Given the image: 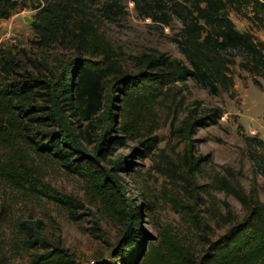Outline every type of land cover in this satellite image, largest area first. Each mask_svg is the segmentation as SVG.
Listing matches in <instances>:
<instances>
[{
  "label": "rangeland",
  "instance_id": "rangeland-1",
  "mask_svg": "<svg viewBox=\"0 0 264 264\" xmlns=\"http://www.w3.org/2000/svg\"><path fill=\"white\" fill-rule=\"evenodd\" d=\"M17 1L20 8L9 19L0 20V53L14 58L18 73L28 71L35 78L54 83L65 66L79 55L56 46L37 49L32 24L43 0ZM123 13L113 22L104 18L99 5L87 13L112 47L114 75L147 72L143 65L145 57L159 54L184 61L178 47L182 35L178 21L172 20L168 25L154 23L136 13L128 0L123 2ZM229 17L237 31H250L249 24L238 13L230 11ZM251 31L264 42L263 31ZM28 59L35 61L36 67ZM238 63L236 58L230 66L232 92L210 95L189 80L172 85L148 107H138L137 133L127 138L125 146H114L106 160L95 156L104 147H99L103 122L90 129L86 161L98 176L102 179L112 176L109 161L119 155L126 157V168L122 166L117 174L116 191L127 206L131 200L140 206L139 243L144 251L151 245L171 242L188 250L193 264H203L210 244L228 229L221 220L227 207L238 219L245 215L234 198L217 189V178L232 181L246 193L255 183L258 198L264 203V176L254 167L245 142V138L255 137L264 143V81L260 80L263 90L255 88ZM113 81L110 78L108 83L111 85ZM116 93L111 89V94ZM110 98L105 107L115 115L113 127L117 128L120 104L113 105ZM213 109L222 114L216 125L199 127L194 123L192 129L185 126L186 120L192 123ZM110 132L111 136H120L115 130ZM145 141L156 144L146 158L139 153L144 149L140 144ZM187 147L192 160H198L199 170L193 175L187 173L189 168L182 158ZM7 172L27 177L38 191L46 187L72 200L77 208H67L30 189L16 188L3 177ZM179 205L189 207V215L198 225L191 223ZM37 223L48 247L31 244L32 233L26 228ZM125 235L126 225L105 212L85 179L50 159L39 158L18 142L0 145V264H42L38 257L54 249L65 252L70 264H110L116 260L119 263Z\"/></svg>",
  "mask_w": 264,
  "mask_h": 264
},
{
  "label": "trees",
  "instance_id": "trees-1",
  "mask_svg": "<svg viewBox=\"0 0 264 264\" xmlns=\"http://www.w3.org/2000/svg\"><path fill=\"white\" fill-rule=\"evenodd\" d=\"M124 1L43 0L32 24L35 47L56 46L75 52L79 58L66 65L59 79L51 83L35 78L28 71L18 73L14 58L0 53V145L18 142L39 158L50 159L85 179L105 212L126 225L120 261L110 264H193L192 254L171 242L151 245L144 251L139 243L140 206L134 205L132 200L127 206L116 191L119 188L117 174L126 168V157L119 155L109 161L114 173L102 179L86 161L85 146L91 144L90 129L97 127V122H103L99 147H104L99 148L95 156L106 160L114 146H125L127 138L137 133L138 107L153 104L177 83L191 80L210 95L232 92L234 81L230 66L235 64L236 58H239L238 67L250 76L253 86L263 90L260 80L264 81V42L251 30L264 32V0H128L136 13L154 23L168 25L172 20L180 23L182 35L178 47L184 61L165 54L145 57L143 65L147 72L119 77L114 75L112 47L87 13L99 5L104 18L113 22L124 14ZM19 8L17 0H0V20L9 19ZM230 11L246 20L250 31H237L229 17ZM28 62L36 67L35 61L28 59ZM110 78L114 80L111 85ZM111 89L117 93L111 94ZM109 97L113 105L114 102L120 104L117 128L113 127L115 115L105 107ZM221 115L213 109L194 122L186 120L184 124L188 129H192L194 123L199 127L216 125ZM114 130L120 136H111L110 131ZM245 142L254 167L264 176V143L255 137H247ZM140 146L144 149L139 153L146 158L156 144L145 141ZM182 158L189 168L188 174L199 170L198 160H192L189 147ZM3 177L18 189H30L67 208H77L72 200L46 187L36 190L21 174L7 172ZM215 182L218 190L241 205L245 215L238 219L227 207L221 220L228 229L210 244L202 258L203 264H264V203L258 198L255 183L246 193L226 178H217ZM179 207L186 211L192 224L198 225L189 215L188 206ZM70 214L74 216L73 211ZM39 225L26 228L32 233L31 244L48 247ZM38 259L42 264H70L61 249H54Z\"/></svg>",
  "mask_w": 264,
  "mask_h": 264
},
{
  "label": "water",
  "instance_id": "water-1",
  "mask_svg": "<svg viewBox=\"0 0 264 264\" xmlns=\"http://www.w3.org/2000/svg\"><path fill=\"white\" fill-rule=\"evenodd\" d=\"M29 24H31V21H29L28 19L26 20Z\"/></svg>",
  "mask_w": 264,
  "mask_h": 264
}]
</instances>
